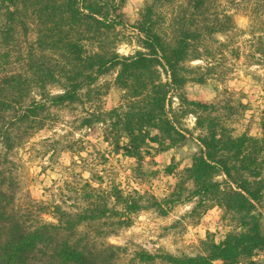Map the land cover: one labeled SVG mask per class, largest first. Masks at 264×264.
<instances>
[{
    "label": "trees",
    "instance_id": "16d2710c",
    "mask_svg": "<svg viewBox=\"0 0 264 264\" xmlns=\"http://www.w3.org/2000/svg\"><path fill=\"white\" fill-rule=\"evenodd\" d=\"M124 3L0 0V145L5 151L0 155V264H119L121 248L103 240L113 231L100 227L112 219L116 227H129L131 216L143 209L135 198L123 195L114 183L105 189L101 179L96 187L85 181V209L70 214L53 205L56 223L32 224L14 205L16 183L1 171L6 154L43 128L50 107L79 102L84 87L113 71L119 105L91 112L81 124L103 125L104 141L114 152L139 162L150 149L165 152L182 145L188 135L182 120L192 115L203 131L196 139L200 151L183 170L172 203L186 191V199L214 201L238 222V231L219 242L211 237L202 241L200 254L157 256L142 250L128 264L157 259L162 264H260L252 257L264 250V111L260 136H234L212 116L213 104L191 101L181 91L188 82L205 84V76L190 77L193 69L186 62L205 61L206 74L212 73L217 64L212 61L227 44L220 42L212 49L208 43L235 29L230 11L246 6L258 20L264 16V0H146L134 25L122 11ZM129 25L138 32L139 49L119 55L117 29ZM256 40L259 47L248 41L252 58L264 56V37ZM53 85H60L62 92L52 94ZM174 92H179L176 108L171 101ZM218 176L223 180L217 181ZM151 206L167 214L157 201ZM89 225L93 232L78 231Z\"/></svg>",
    "mask_w": 264,
    "mask_h": 264
},
{
    "label": "rangeland",
    "instance_id": "374dc122",
    "mask_svg": "<svg viewBox=\"0 0 264 264\" xmlns=\"http://www.w3.org/2000/svg\"><path fill=\"white\" fill-rule=\"evenodd\" d=\"M145 1L125 0L122 11L130 25L140 19ZM180 1L174 0L176 3ZM248 9L239 6L231 10L235 29L215 35V40L208 43L212 49H216L220 42L227 44L212 61L217 64L210 75L206 74L205 61L185 63L187 68L193 69L190 77L205 76V84L188 82L181 92L191 101L213 104L212 116L232 129L234 136L245 132L258 137L261 134L259 121L264 111V56L256 54L252 58L247 53L249 40L259 47L256 38L264 37V16L253 19ZM130 25L117 29L114 41L119 55H130L139 49L138 32ZM262 44L264 49V40ZM114 75V71L110 72L99 77L92 86L84 87L79 92V102L50 107L45 113L43 128L6 154L1 171L16 183L15 207L21 208L32 224L56 223L51 212L53 205L70 214L85 209V181L96 187L101 179V186L105 189L116 184L123 195L135 198L143 208L131 216L129 227H116L114 219L100 227L113 231L103 240L121 248L119 264H128L130 258L142 250L157 256H194L202 253L201 242L205 239L211 237L219 242L226 234L237 232V218L217 207L214 201L199 197L186 199L187 192L184 191L181 200L172 203L183 170L191 165L193 157L200 151L196 139L203 131L197 129L192 115L182 120V128L188 134L182 145L165 152L150 149L139 162L114 152L104 141L103 125L81 124L91 112L110 110L119 105L121 93L113 85ZM49 90L52 94L62 92L60 85L50 86ZM179 92L171 95L173 108L178 105L175 97ZM4 153L0 145L1 157ZM261 172L264 178V165ZM216 180L222 181L223 176L216 177ZM185 187L191 189L188 183ZM154 201L167 210L166 215L155 206L150 207ZM116 209L122 211L123 207L117 205ZM91 226L80 227L78 231L93 232L95 228ZM252 260L264 264V250L256 252ZM144 264L162 262L157 259Z\"/></svg>",
    "mask_w": 264,
    "mask_h": 264
}]
</instances>
